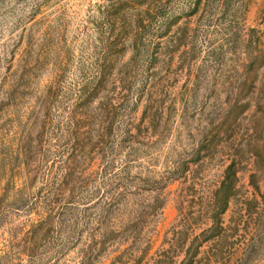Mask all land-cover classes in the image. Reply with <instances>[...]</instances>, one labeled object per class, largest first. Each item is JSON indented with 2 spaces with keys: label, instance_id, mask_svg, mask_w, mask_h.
I'll return each instance as SVG.
<instances>
[{
  "label": "rangeland",
  "instance_id": "1",
  "mask_svg": "<svg viewBox=\"0 0 264 264\" xmlns=\"http://www.w3.org/2000/svg\"><path fill=\"white\" fill-rule=\"evenodd\" d=\"M264 264V0H0V264Z\"/></svg>",
  "mask_w": 264,
  "mask_h": 264
},
{
  "label": "trees",
  "instance_id": "2",
  "mask_svg": "<svg viewBox=\"0 0 264 264\" xmlns=\"http://www.w3.org/2000/svg\"><path fill=\"white\" fill-rule=\"evenodd\" d=\"M185 264H187V263H185Z\"/></svg>",
  "mask_w": 264,
  "mask_h": 264
}]
</instances>
